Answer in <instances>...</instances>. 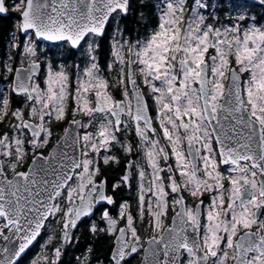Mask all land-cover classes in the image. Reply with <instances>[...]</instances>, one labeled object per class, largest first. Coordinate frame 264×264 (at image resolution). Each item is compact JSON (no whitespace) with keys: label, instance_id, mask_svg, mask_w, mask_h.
Returning <instances> with one entry per match:
<instances>
[{"label":"snow or ice","instance_id":"snow-or-ice-1","mask_svg":"<svg viewBox=\"0 0 264 264\" xmlns=\"http://www.w3.org/2000/svg\"><path fill=\"white\" fill-rule=\"evenodd\" d=\"M0 264H264V0H0Z\"/></svg>","mask_w":264,"mask_h":264}]
</instances>
